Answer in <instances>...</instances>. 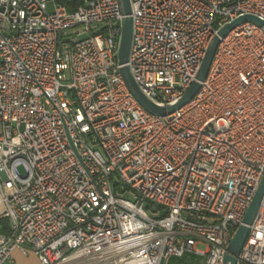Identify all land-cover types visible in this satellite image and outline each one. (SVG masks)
<instances>
[{
    "label": "built area",
    "instance_id": "obj_1",
    "mask_svg": "<svg viewBox=\"0 0 264 264\" xmlns=\"http://www.w3.org/2000/svg\"><path fill=\"white\" fill-rule=\"evenodd\" d=\"M129 1L126 65L158 106L222 27L264 21V0ZM123 16L119 0H0V264H223L264 172V31L229 30L192 98L156 115L120 74ZM235 264H264V194Z\"/></svg>",
    "mask_w": 264,
    "mask_h": 264
},
{
    "label": "water",
    "instance_id": "obj_2",
    "mask_svg": "<svg viewBox=\"0 0 264 264\" xmlns=\"http://www.w3.org/2000/svg\"><path fill=\"white\" fill-rule=\"evenodd\" d=\"M119 4H120L121 12L124 15L121 22V34H120L118 53H117L118 63L120 64L119 71L128 90L135 98V100L144 109L156 115H165L167 113H171L174 110L186 104L192 98V96L199 89L200 82H202L207 75L215 49L220 41V38H223L228 33L229 30H231L233 27L243 22L252 21L257 23L260 27H262L264 31V21L251 15H243L235 19L231 23L226 24L224 27H222L219 30L218 35L214 36L211 39L205 51V54L201 60L200 66L196 73L195 80L191 82V84L186 88V90L182 93L181 97L174 104L167 106H158L155 105L153 102H151L149 99H147L140 92L138 86L134 82L129 72V69L126 65L129 54L130 43H131V35H132V19L130 17L131 8H130L129 0H119ZM263 194H264V172L253 194L252 200L249 203L243 215L242 223L238 226L234 236L229 242L227 251L223 258V264H235L236 256L238 255V252L247 236L248 225L253 220V217L263 197Z\"/></svg>",
    "mask_w": 264,
    "mask_h": 264
},
{
    "label": "rangeland",
    "instance_id": "obj_3",
    "mask_svg": "<svg viewBox=\"0 0 264 264\" xmlns=\"http://www.w3.org/2000/svg\"><path fill=\"white\" fill-rule=\"evenodd\" d=\"M197 248L199 249H204V245L203 244H198ZM14 259H15V263L14 264H37V262L34 260V256L33 255H29L27 257L21 255L19 252H14ZM186 256H188V258H193L194 256L192 254H186ZM193 256V257H192ZM198 262H194L195 264H200V258L199 257H194ZM180 259L177 257H174L170 260L169 264H177V262Z\"/></svg>",
    "mask_w": 264,
    "mask_h": 264
},
{
    "label": "trees",
    "instance_id": "obj_4",
    "mask_svg": "<svg viewBox=\"0 0 264 264\" xmlns=\"http://www.w3.org/2000/svg\"><path fill=\"white\" fill-rule=\"evenodd\" d=\"M56 1L58 3L67 4V6L69 7V9L75 8L76 5H78L81 2V0H56ZM2 225L4 226V228H6V222L3 221L0 218V228H1ZM194 257L193 258H188V256L184 255L183 257H180L179 258L180 260L177 262V264H195L198 261H195L196 259Z\"/></svg>",
    "mask_w": 264,
    "mask_h": 264
},
{
    "label": "crops",
    "instance_id": "obj_5",
    "mask_svg": "<svg viewBox=\"0 0 264 264\" xmlns=\"http://www.w3.org/2000/svg\"><path fill=\"white\" fill-rule=\"evenodd\" d=\"M3 221H5L4 219H2ZM6 230V228H4V226L2 225L1 228H0V231H4ZM34 260L36 261V259L34 258ZM37 262V261H36Z\"/></svg>",
    "mask_w": 264,
    "mask_h": 264
}]
</instances>
